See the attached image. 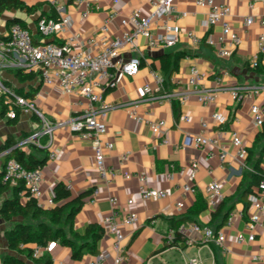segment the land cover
<instances>
[{
	"label": "crops",
	"instance_id": "0c3cea01",
	"mask_svg": "<svg viewBox=\"0 0 264 264\" xmlns=\"http://www.w3.org/2000/svg\"><path fill=\"white\" fill-rule=\"evenodd\" d=\"M31 8L27 10L5 11L0 16V37L8 34L7 23L10 19L21 20L29 28L36 42H52L54 39L43 40L36 30L38 20L43 16H54V9L48 0H23ZM67 2L66 0H64ZM112 0H101L103 10L82 18L83 8L69 4L68 13L74 24L73 32L81 37H90L101 26L111 10H116L122 16H127L134 8H139L144 14L150 13L148 0H120L113 5ZM197 0H176L180 14H184L177 21V26L185 34L194 31L204 35L202 22L206 18L207 9L199 7ZM230 6L231 16L227 19L242 38V44L230 59L224 60L217 56L216 51L208 45H193L186 37L173 48L164 51H150L143 39L138 40L139 52L127 50L124 59H145L139 73L134 77H124L119 85L106 93V99L116 106L107 115L108 129L105 139L114 144V150L107 152V164L117 173L113 184H106L99 178L95 168L94 151L91 141H85L73 133L67 126L58 128L53 137L44 136L40 144H27V138L41 131L43 123L40 118L31 113L22 112L16 124H11L7 117L0 122V148L10 141L11 149L0 153V174L8 155L16 151H25L27 155H35L42 159L49 158L51 152L58 157L48 162L44 167V181L42 185L41 203L50 208L54 186L58 183L71 185V193L78 196L82 193L97 191L86 199L81 211L77 214L73 228L80 235L85 234L90 224L103 226L104 219L112 212L111 197H117L120 207L134 212L139 222L134 227L122 226L129 236V258L125 264H188L192 257H199L202 264H264V215L262 224L256 229V238L252 242H239V235L246 239L250 233L248 224L251 216L256 212L250 202L251 194L258 191L257 181L254 179L255 165L260 162L264 170V139L256 144V138L262 128L254 126L251 108L253 105H264V91L256 89L264 85V71L257 73L251 69L252 58L259 53V37L264 33L257 21L250 27L244 25L248 17L260 18L264 15V0H217ZM124 31L120 19L111 25V34L119 35ZM219 31V27L216 28ZM183 55L178 69L171 75L162 71V64L166 55L173 60L177 54ZM260 63L264 66V53L260 54ZM192 65L198 66L206 78L203 85L215 88L221 80L223 88L219 91L214 105L204 107L197 97L192 95L188 102L180 104L178 100L164 98L175 92L189 89L188 77ZM2 82L11 88H21L25 93L38 89L34 97L35 103L45 115L54 123L63 122L76 117L85 108V101L75 95H64L57 85H44L39 77L31 82H20L16 77L15 68L6 67L0 71ZM156 78L163 82L158 87ZM7 85V86H8ZM150 86L154 91L160 88V100H144V88ZM247 87L242 91L241 98L234 97L235 88ZM139 102L136 109L140 117L147 120H164L167 125L152 132L145 122H139L130 114V102ZM215 111L224 112L229 121L222 129L221 142L227 147L229 156L225 164H220L214 156L207 160L210 153L217 154L218 149L207 146L205 149H181L186 133H199L201 120L208 123L207 135L216 137L220 132L213 119ZM189 120H185V117ZM239 133L244 145L248 148V156L244 161L235 157L232 145V134ZM45 140V143H44ZM168 143L164 144L163 141ZM42 147L45 152L37 151ZM130 152L129 160L120 164L118 156ZM261 160V161H260ZM197 162L199 169L194 181L195 193H190L185 199V209L179 213L176 204L182 200L183 186L189 182L192 163ZM174 166L172 168L171 166ZM145 172L148 186L152 189L165 190L168 197L161 201H145L139 193V181L134 174ZM125 173L132 174L130 178ZM172 173V178H168ZM217 180L225 201L221 212L214 219L216 209H201L200 204L206 202V188L208 184ZM11 190L0 195V207L5 198L10 197ZM133 201L127 205L128 201ZM198 200L200 204L198 206ZM207 203V202H206ZM230 212V213H229ZM232 216L233 223L228 226L227 214ZM180 221L179 225L200 223L212 227L225 235V246L229 252H224L220 246L206 240L201 234L190 233L193 240L187 244L181 238H176L173 246L165 244L166 234L171 229V222ZM175 224V223H174ZM14 226L13 222L5 221L0 215V253L2 256L14 255L7 247L6 232ZM69 235V228L65 226ZM113 237L104 233L98 243V253L85 251L82 260H74L70 248L58 244L50 253L53 264H90L100 254H103L107 264H113L115 253L112 248ZM0 264L3 261L0 259Z\"/></svg>",
	"mask_w": 264,
	"mask_h": 264
},
{
	"label": "built area",
	"instance_id": "2783aa9c",
	"mask_svg": "<svg viewBox=\"0 0 264 264\" xmlns=\"http://www.w3.org/2000/svg\"><path fill=\"white\" fill-rule=\"evenodd\" d=\"M54 9V16H43L38 20L36 30L43 40L54 39L52 42H36L32 31L20 23L13 24L6 39L0 40V71L6 67L23 69L27 72H38L39 78L44 85H57L62 94L75 95L81 100L85 108L81 114L69 118L63 122L49 121L35 103L34 98L17 94L9 88L0 78V122L1 109H6L8 119L18 118L17 110L31 113L41 119L43 126L41 131L30 135L25 143L40 144V139L44 136L53 137L54 132L61 127L67 126L73 133L85 141H91L94 151L95 168L102 182L110 185L116 178V171L107 164V152L114 150V144L105 139L108 129L107 115L116 108L106 99V93L116 88L124 77L136 76L145 59L133 58L129 61L124 59L127 50L139 52L138 40L143 39L146 47L150 51H164L175 47L182 37H186L193 45H208L212 47L217 56L221 59H230L237 48L242 44V38L233 28L232 23L227 19L231 16L230 6L219 3L217 0H197L199 7L207 9V15L202 22L204 35H199L194 31L185 34L177 26V21L184 14H180L176 0H148L150 13L144 14L141 9L134 8L129 15L122 16L116 10H111L107 18L103 21L98 30L90 37H81L73 32L74 21L68 13V5L64 0H48ZM113 5L120 3V0H112ZM83 8L82 18L89 17L92 13L103 10L101 0H75L74 3ZM120 19L124 31L119 35L111 34V25L116 19ZM264 27V15L258 19L248 17L244 21L246 27H250L255 22ZM219 27V31L216 28ZM264 53V33L259 37V53L255 55L250 66L258 67L260 64V54ZM206 76L201 73L198 66L192 65L188 77L189 89L184 92H173L164 95L169 100H178L180 104L188 102L192 95H195L204 107L215 104L221 88L222 82L218 80L215 88H207L203 85ZM158 87H162L163 82L156 78ZM247 87L235 88L232 91L235 98L240 99L241 93ZM256 89L264 91V85ZM144 100H160V88L153 90L150 86L144 88ZM139 102H130V114L139 122H145L152 132L164 128L167 123L164 120H147L137 113ZM251 114L256 128L261 129L264 125V105H253ZM214 123L220 127V132L216 137L207 135L208 123L201 120V131L199 133H186L181 145V149L198 148L205 149L213 146L218 149L216 155L210 153L207 160L216 156L220 164H225L230 155L227 147L221 142L222 130L229 121L228 115L224 112L215 111L212 114ZM189 120V117H185ZM164 144L168 141L164 140ZM232 145L235 149V157L244 161L248 156V148L244 145L239 133L232 134ZM130 152L121 153L118 156L120 164L126 163L130 158ZM58 157L56 152H51L48 162L54 161ZM44 167L27 168L15 158L8 159L2 170L3 182L16 185L23 182L31 195L36 198L42 206V185L44 181ZM174 168V166H171ZM199 169L197 162L192 163V172L189 182L184 185L182 200L176 204V209L182 213L185 209V199L188 194L195 193L194 181ZM126 178L132 174L125 173ZM139 181V193L145 201H161L168 197L165 190L152 189L148 186L145 172L134 174ZM168 178H172V173H168ZM71 190V185H66ZM97 195L94 191L93 197ZM206 202L209 209H216L224 200L221 185L217 180L211 181L206 188ZM256 212L251 216L248 230L249 237L246 239L239 235V242H252L256 238V229L262 224L264 215V177L258 187V191L249 197ZM129 200L127 205L132 204ZM50 200V205H53ZM112 212L103 221L104 233L113 237V251L115 258L113 264H125L129 258V236L122 226L134 227L139 222L136 213L122 209L117 197L110 198ZM233 223L230 216L227 225ZM196 232L201 234L206 240L214 242L224 250L229 252L225 246V235L221 231H216L212 227L200 223L182 224L176 229H170L165 237V244L172 245L176 238H181L187 244L193 242L189 234ZM58 245L57 242H50L47 246L37 247L34 255L36 257L43 253H52ZM90 264H107L105 256L100 254ZM188 264H202L199 257H192Z\"/></svg>",
	"mask_w": 264,
	"mask_h": 264
},
{
	"label": "trees",
	"instance_id": "16d2710c",
	"mask_svg": "<svg viewBox=\"0 0 264 264\" xmlns=\"http://www.w3.org/2000/svg\"><path fill=\"white\" fill-rule=\"evenodd\" d=\"M66 1L67 5H69L73 4L75 0ZM13 9L27 10L28 12H31L30 6H28L23 0H0V16L5 11H11ZM15 23H20L24 27H27L17 18L10 19L7 23V27L10 29ZM3 39H6V36L0 37V40ZM182 56L183 55L178 53L173 60H170V55H166V59L162 64V71L166 75H171L178 69L179 61ZM250 68L257 73H262L264 71V66H262L261 63L256 68ZM15 71L17 79L22 83L31 82L39 77L38 72H27L20 68L15 69ZM8 87L11 88L9 85ZM11 89L19 95L30 98H34L38 91V89H35L34 91L25 93L21 88ZM17 113L19 118L21 110L18 109ZM1 117H6V109L4 107L1 109ZM18 118L9 119V122L11 124H16ZM263 139L264 125L256 138V144ZM11 144L12 143L8 141L0 148V153L11 149ZM35 147L39 152L46 151L42 147ZM7 157L8 159L15 158L30 169L38 166H45L48 161L47 156L40 159L33 154L27 155L25 151H16ZM253 176L259 187L264 177V170L262 169L260 162L255 165V173ZM2 178L3 173L0 174V195L7 193L9 190H11L12 195L5 198L3 201L0 207V215L5 221L14 223V226L6 232L7 247L14 253V255L2 256L0 253V259L3 261V264H53L52 257L49 253H43L38 257L34 255L37 247H45L50 242H57L62 246L70 248L74 260H82L85 251L95 255L98 253V243L104 235L103 226L99 224H90L83 235L77 233L73 228V223L77 214L81 211L86 199L91 196L93 190L74 196L71 191L67 189L65 183H58L54 186L53 190V206L45 208L31 195L23 182L16 185H10L4 183ZM199 201L200 200H198V206L201 202V209L207 208L206 202ZM224 201L213 213L214 219L220 214ZM229 213L226 218H228ZM179 224L180 221L171 222L170 228L176 229ZM65 226H68L69 228V235L65 232ZM174 244L175 243L169 246H173Z\"/></svg>",
	"mask_w": 264,
	"mask_h": 264
}]
</instances>
